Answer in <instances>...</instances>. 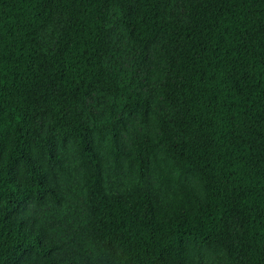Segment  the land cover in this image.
<instances>
[{
	"label": "trees",
	"instance_id": "trees-1",
	"mask_svg": "<svg viewBox=\"0 0 264 264\" xmlns=\"http://www.w3.org/2000/svg\"><path fill=\"white\" fill-rule=\"evenodd\" d=\"M0 264H264V0H0Z\"/></svg>",
	"mask_w": 264,
	"mask_h": 264
}]
</instances>
